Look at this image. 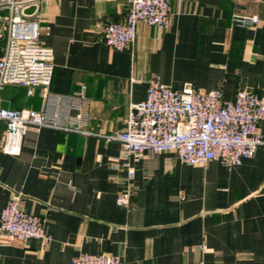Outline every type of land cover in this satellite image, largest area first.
I'll list each match as a JSON object with an SVG mask.
<instances>
[{"label":"crops","instance_id":"1","mask_svg":"<svg viewBox=\"0 0 264 264\" xmlns=\"http://www.w3.org/2000/svg\"><path fill=\"white\" fill-rule=\"evenodd\" d=\"M39 41L53 52L50 90L84 98L72 115L87 114L95 134L30 126L18 155L1 151L0 208L16 193L29 213L45 218L47 242H6L0 264H71L81 253H113L123 264H264V150L239 166L217 160L191 165L174 151L119 158L120 146L101 134L121 127L148 80L181 88H220L264 96V0H170L167 27L139 22L131 51L100 41L103 26L123 21L126 0H47L39 7ZM259 16L258 23L236 15ZM1 104L42 103L6 85ZM264 133V121L259 123ZM135 170L131 205L116 204Z\"/></svg>","mask_w":264,"mask_h":264},{"label":"built area","instance_id":"2","mask_svg":"<svg viewBox=\"0 0 264 264\" xmlns=\"http://www.w3.org/2000/svg\"><path fill=\"white\" fill-rule=\"evenodd\" d=\"M47 0H0V121L4 123L3 153L18 155L25 131L30 126H49L64 132L83 135L95 134L84 127L87 114L72 115L84 98L83 89L75 94H56L50 90L53 76L51 47L39 41V7ZM238 1V0H235ZM127 13L123 21L107 22L100 41L117 50L131 51L139 22L167 27L170 0H126ZM35 6L30 14L23 9ZM237 20L258 23L257 14L236 15ZM6 85H17L32 96L38 90L42 103L32 107L10 108L1 104V93ZM264 121V96L239 90L234 98L223 96L220 88L196 89L185 83L174 88L158 78L148 80L144 100L129 106L121 127L109 134L120 146L119 158L139 157L147 151H174L181 162L196 165L217 160L227 167L239 166L253 156L258 148L264 150V133L259 123ZM127 187L118 192L116 204L131 205L133 187L130 181L135 170L123 164ZM45 218L25 211L18 192L0 208V236L6 242H26L41 238L47 242ZM1 244V243H0ZM71 264H123L120 256L105 252H81Z\"/></svg>","mask_w":264,"mask_h":264},{"label":"water","instance_id":"3","mask_svg":"<svg viewBox=\"0 0 264 264\" xmlns=\"http://www.w3.org/2000/svg\"><path fill=\"white\" fill-rule=\"evenodd\" d=\"M35 10V6H29L23 9V13L30 14Z\"/></svg>","mask_w":264,"mask_h":264}]
</instances>
